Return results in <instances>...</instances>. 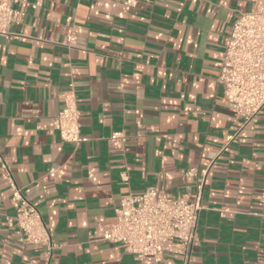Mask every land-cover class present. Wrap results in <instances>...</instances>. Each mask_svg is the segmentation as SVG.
Here are the masks:
<instances>
[{"label": "crops", "instance_id": "1", "mask_svg": "<svg viewBox=\"0 0 264 264\" xmlns=\"http://www.w3.org/2000/svg\"><path fill=\"white\" fill-rule=\"evenodd\" d=\"M27 2L0 34V158L55 247L18 242L0 166V264H181L139 261L97 236L121 196L189 198L199 184L189 264H264V108L244 123L216 83L252 1ZM70 85L88 139L78 145L52 127Z\"/></svg>", "mask_w": 264, "mask_h": 264}, {"label": "built area", "instance_id": "2", "mask_svg": "<svg viewBox=\"0 0 264 264\" xmlns=\"http://www.w3.org/2000/svg\"><path fill=\"white\" fill-rule=\"evenodd\" d=\"M253 8L239 12L232 25L222 54L216 83L224 104L248 123L264 108V0H251ZM138 0H124L135 7ZM22 6L33 7L27 0L0 1V34L22 14ZM62 109L53 117L52 127L62 143L78 145L88 141L81 135L80 112L72 85L61 95ZM112 140L124 141L122 133ZM11 188L15 214L7 218L22 245H39L51 254L55 245L38 210L22 195L0 158ZM194 170L186 175L191 177ZM203 185L196 186L189 198H176L157 188L145 189L138 195L121 196L114 210L115 221L104 227L98 241L120 244L126 253L139 261L152 258L160 262L167 255H179L181 264H189L196 238L197 222L202 210Z\"/></svg>", "mask_w": 264, "mask_h": 264}]
</instances>
